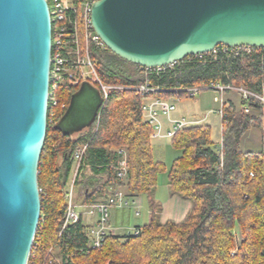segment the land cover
<instances>
[{
  "label": "trees",
  "instance_id": "obj_1",
  "mask_svg": "<svg viewBox=\"0 0 264 264\" xmlns=\"http://www.w3.org/2000/svg\"><path fill=\"white\" fill-rule=\"evenodd\" d=\"M74 1L79 5L80 0ZM124 61L108 48L94 55L99 76L105 82L141 83L144 78L135 77L141 66L130 63L131 70L116 67ZM151 81L172 89L154 94L161 97L180 94L173 91L176 88L211 82L230 83L263 94L264 48L251 54L228 52L201 60L188 56L174 69L152 75ZM77 89L63 85L57 92L61 104H68ZM145 99L132 90H114L97 131L88 129L73 135H64L50 122L53 107H49L47 137L38 167L41 215L28 264H57L48 263L51 245L62 256V264H264V141L256 144L252 135L253 130L263 133L264 104L255 97L247 101L241 97L238 108L224 102L223 166L209 124L186 127L171 139L182 155L169 169V191L192 203L182 221H157L151 200L152 219L138 227L139 234L131 232L121 238L111 233L100 249H87L81 218L59 236L67 206L65 192L73 172L75 189L86 205L109 194L110 187L149 195L159 175L167 170L165 163L154 156L152 127L142 111ZM65 110H59L60 117ZM85 142H89L88 149L75 162L73 152ZM120 151L127 158L123 178L111 167L122 158ZM237 225L242 235L239 243L233 233Z\"/></svg>",
  "mask_w": 264,
  "mask_h": 264
},
{
  "label": "water",
  "instance_id": "obj_2",
  "mask_svg": "<svg viewBox=\"0 0 264 264\" xmlns=\"http://www.w3.org/2000/svg\"><path fill=\"white\" fill-rule=\"evenodd\" d=\"M92 24L120 58L162 66L220 44L264 46V0H97ZM52 38L48 0H0V264H28L40 222ZM102 103L82 82L56 128L90 129Z\"/></svg>",
  "mask_w": 264,
  "mask_h": 264
},
{
  "label": "built area",
  "instance_id": "obj_3",
  "mask_svg": "<svg viewBox=\"0 0 264 264\" xmlns=\"http://www.w3.org/2000/svg\"><path fill=\"white\" fill-rule=\"evenodd\" d=\"M95 1L97 0H80L79 5H77L74 0H51V3H49L53 33L49 93V107L52 106L53 110L50 113V122L57 124L61 118L59 116V110L64 108L67 109L69 105V103L61 104L57 97L58 90L65 84L72 87H79L82 82L90 81L101 90L103 97V103L90 128L94 132L98 129L103 108L111 92L114 90H132L137 95L146 96L142 105V111L144 119L152 127V132L150 134L151 139L173 138L178 131L202 123L200 120L173 116L178 108L179 97L168 98L154 95L156 92L172 91V89L167 90L161 86L154 85L151 81V76L174 69L180 65L183 59L162 66L141 67L144 80L135 85L107 83L99 76L94 62V55L104 51L107 47L93 28L92 7ZM261 48H264V46H231L220 44L210 52L189 56H194L196 59L201 60L206 57L215 58L221 53L228 52L236 55L251 54L255 50L260 51ZM206 90L215 92L214 100L219 105L216 110L222 117L224 116L223 106L225 102V93L227 91L238 92L242 99L246 101L250 97H255L264 104V93L257 94L243 86H234L230 83L222 84L211 82L198 86L173 89V91L183 93L191 98L199 96L201 92ZM246 111L248 112L249 109L246 108ZM164 119H167L170 124L168 129H165ZM262 130L264 133V108ZM88 145L89 142H85L73 152V159L75 162L86 153ZM120 152L122 153V158L119 160L118 164H112L111 167L117 172L118 177L123 178L127 171V158L124 151ZM218 154L221 161L220 166H223L225 155L224 138L220 140ZM109 192L110 193L107 195L100 196L95 202L84 205V211H81L75 203L74 175L70 184L68 183L65 192L67 206L63 215L59 236L68 226L79 222L80 219L83 218V214L93 215L97 217L96 220L92 224H86L84 229L88 241L86 248L100 249L105 239L112 233L109 225L111 207H124L130 203L131 199L120 187H110ZM132 233L139 234L140 229L137 227ZM48 256V263H63L62 256L58 254L54 245L50 246Z\"/></svg>",
  "mask_w": 264,
  "mask_h": 264
},
{
  "label": "crops",
  "instance_id": "obj_4",
  "mask_svg": "<svg viewBox=\"0 0 264 264\" xmlns=\"http://www.w3.org/2000/svg\"><path fill=\"white\" fill-rule=\"evenodd\" d=\"M239 95V96H238ZM176 95L167 96L168 98L175 97ZM214 91H204L203 94L195 98H199L197 106L189 109L187 112L180 110L178 107L174 113V117H187L193 120H200L202 123L209 124L212 129L217 130V139L215 141L220 142L224 138L223 129V117L217 112L218 103L214 100ZM241 95L236 91H227L225 93V102H232L237 108ZM196 100V99H195ZM201 124V123H200ZM165 129L170 127L167 119H164ZM172 138H156L151 139L154 146V156L157 160H161L165 163L167 170L161 173L158 177V184L153 188L149 195L147 194H128L124 189L123 191L131 198L130 203L124 207H111L109 216V225L112 233L124 238L127 236L133 228L142 227L148 224L153 215V208L151 200L154 201V208L156 219L159 222H166L173 220L175 222L182 221L188 211L190 210L192 203L189 199L182 198L179 195L172 194L169 191V169L173 162L182 155V150L176 149L171 143ZM74 171V170H73ZM99 199V198H98ZM75 203L78 205L81 211H84V205L81 203V197L79 191L75 189ZM132 201V202H131ZM133 206L139 210L140 207H144L145 217L144 225L135 224L130 229ZM137 216L140 214L137 211ZM96 216L83 214L84 223L92 224L96 220ZM129 228V229H128ZM125 229L129 231H125Z\"/></svg>",
  "mask_w": 264,
  "mask_h": 264
},
{
  "label": "rangeland",
  "instance_id": "obj_5",
  "mask_svg": "<svg viewBox=\"0 0 264 264\" xmlns=\"http://www.w3.org/2000/svg\"><path fill=\"white\" fill-rule=\"evenodd\" d=\"M106 54L103 53V56H105ZM109 56V54L107 55ZM120 65L116 66L117 68H120L122 70H131L133 69V66L130 65V62H119ZM118 72V71H117ZM122 72V71H121ZM136 78H139V77H143L144 76L142 75L141 71L137 72L136 75H135ZM208 90H206L207 92ZM210 91V90H209ZM203 92H201V94H203ZM176 96L175 97H179L180 100L178 101V107L180 108V110H184V111H188L189 109H192L193 107H196L197 106V102L199 101L198 99L199 98H191V97H188L187 95L183 94V93H180V94H175ZM239 96V95H238ZM196 99V100H195ZM190 111V110H189ZM92 130V129H91ZM263 131V130H262ZM217 130L216 128H213V134H212V137H213V140H216L217 139ZM252 135L254 137V140H255V143L258 144L260 141H264V133L261 134V132L259 130H253L252 131ZM220 142H218L219 144ZM255 144V145H256ZM258 145H256V147L254 148H257ZM260 146V144H259ZM260 148V147H259ZM75 175V172L72 173L70 179H69V184H70V181L71 179L73 178V176ZM151 195H153V192H151ZM77 201V200H75ZM132 202V201H131ZM132 221H131V225H130V229L133 228L132 226H134L135 224H138V225H144V217H145V212H144V207H140L139 210H137L134 206H133V209H132ZM137 211L140 212V214H138L137 216ZM162 223V222H161ZM126 230L125 231H129V230ZM135 228H133L130 232H132ZM233 233L235 234L236 236V239H237V242L239 243L241 240H242V235H241V231H240V227L237 225L234 230H233ZM236 250H234L233 252H235Z\"/></svg>",
  "mask_w": 264,
  "mask_h": 264
}]
</instances>
